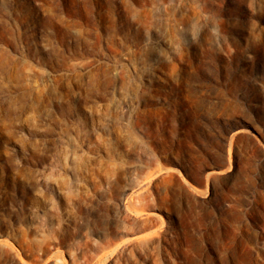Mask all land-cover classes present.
Here are the masks:
<instances>
[{
  "label": "rangeland",
  "instance_id": "1",
  "mask_svg": "<svg viewBox=\"0 0 264 264\" xmlns=\"http://www.w3.org/2000/svg\"><path fill=\"white\" fill-rule=\"evenodd\" d=\"M0 264H264V0H0Z\"/></svg>",
  "mask_w": 264,
  "mask_h": 264
}]
</instances>
